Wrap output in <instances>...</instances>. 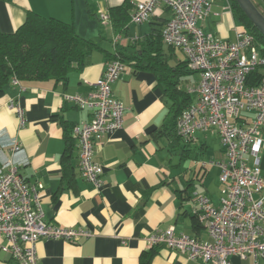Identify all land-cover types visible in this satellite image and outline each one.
<instances>
[{
	"label": "crops",
	"instance_id": "1",
	"mask_svg": "<svg viewBox=\"0 0 264 264\" xmlns=\"http://www.w3.org/2000/svg\"><path fill=\"white\" fill-rule=\"evenodd\" d=\"M125 1L0 0L3 32L17 30L32 10L73 22L81 36L100 45L82 67L71 70L66 81H24L22 92L10 82L0 96V173L11 160L27 182L43 184L41 200L49 222L93 232L77 241L41 238L36 244L41 264H205L189 260L178 250L151 245L149 237L172 226L177 233L209 239L197 214L195 191L219 204L223 184L216 162L224 159V146L215 129L197 131L188 139L179 133L176 139L168 129L174 115L172 101L152 71L132 69L131 58L160 31L172 12L161 5L145 23L130 21L122 28L100 17ZM139 1L131 0V14ZM253 1L264 13V0ZM224 7L225 0H215L213 12L201 26L205 33L235 41L242 23L234 10ZM117 53H123L127 68L113 83V94L126 110L122 127L104 135L97 145L94 158L104 167L103 186L97 190L81 175L78 140L73 136L74 144L68 148L65 137L66 127L70 130L89 121L90 113L66 96L93 91V84ZM164 57L172 65L185 59L181 50L166 45ZM258 69L264 79V66ZM184 79L182 87L194 101L195 93L188 88L198 83L200 74L193 72ZM11 98L25 108L23 127L10 107ZM254 116L243 111L239 122L248 124ZM15 139L21 145L16 151L5 145ZM260 168L264 177V147ZM1 244L0 264H17L1 250ZM231 264H264V256L234 255Z\"/></svg>",
	"mask_w": 264,
	"mask_h": 264
},
{
	"label": "built area",
	"instance_id": "2",
	"mask_svg": "<svg viewBox=\"0 0 264 264\" xmlns=\"http://www.w3.org/2000/svg\"><path fill=\"white\" fill-rule=\"evenodd\" d=\"M214 2L141 0L134 7L131 22L148 21L161 5L172 12L162 29L163 41L181 50L189 67L200 74L198 83L188 88L195 93V100L180 116L177 131L188 139L197 131L215 129L225 150L224 159L216 162L223 184L219 204L195 191L197 214L209 239L177 233L171 226L152 234L150 244L178 250L189 260L199 259L205 264H231L234 255L264 256V177L260 168L264 79L256 84L249 82V75L264 66V55L249 31L237 30L235 41L205 33L201 22L213 12ZM224 9L233 11L231 0H225ZM100 17L110 20L108 12H101ZM126 68L122 60L112 59L93 84V91L66 96L90 113L89 121L73 126L72 135L78 140L81 175L97 190L103 186L104 167L94 155L103 136L122 127L126 107L114 96L112 85ZM11 82L21 92L26 90L16 76ZM9 104L20 126H25V108L16 98H11ZM243 111L255 113L248 124L239 122ZM5 145L15 151L21 147L16 139ZM5 166L0 173L1 250L17 264H41L36 250L41 238L77 241L92 236L93 232L85 228L49 222L41 200L43 184L27 182L11 160Z\"/></svg>",
	"mask_w": 264,
	"mask_h": 264
},
{
	"label": "trees",
	"instance_id": "3",
	"mask_svg": "<svg viewBox=\"0 0 264 264\" xmlns=\"http://www.w3.org/2000/svg\"><path fill=\"white\" fill-rule=\"evenodd\" d=\"M231 3L243 30L254 35L264 55V33L252 23L236 0H231ZM132 6L131 0H126L122 5L112 7L108 14L113 25L118 28L126 26L131 21ZM164 25L134 52L131 67L135 72L149 70L156 75L158 84L162 87L164 95L172 101L174 110L167 127L174 131L176 139H180L177 131L178 120L193 102L192 96L183 89L182 84L186 76L197 71L189 67L186 57L184 61H179L175 65L170 64L164 57V48L167 45L162 38ZM167 46L170 50L176 49ZM97 48H100V45L81 36L73 22L28 11L25 22L17 30L3 32L0 29V96L13 76L19 78L21 82L50 78L66 81L71 70L82 67L92 51ZM116 58L127 63L123 53L115 54L113 59ZM262 79L258 68L249 75L251 84H256ZM66 128L65 137L67 147L70 148L75 140L72 129Z\"/></svg>",
	"mask_w": 264,
	"mask_h": 264
},
{
	"label": "water",
	"instance_id": "4",
	"mask_svg": "<svg viewBox=\"0 0 264 264\" xmlns=\"http://www.w3.org/2000/svg\"><path fill=\"white\" fill-rule=\"evenodd\" d=\"M252 23L264 33V13L253 0H236Z\"/></svg>",
	"mask_w": 264,
	"mask_h": 264
},
{
	"label": "rangeland",
	"instance_id": "5",
	"mask_svg": "<svg viewBox=\"0 0 264 264\" xmlns=\"http://www.w3.org/2000/svg\"><path fill=\"white\" fill-rule=\"evenodd\" d=\"M145 23V22H144ZM135 25H140V24H137V23H135ZM243 28V27H242ZM167 46V45H166Z\"/></svg>",
	"mask_w": 264,
	"mask_h": 264
}]
</instances>
